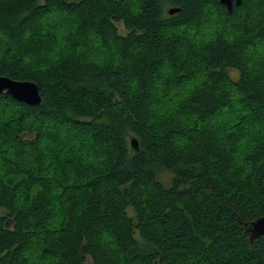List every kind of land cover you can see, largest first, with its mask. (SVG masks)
<instances>
[{
	"label": "trees",
	"instance_id": "16d2710c",
	"mask_svg": "<svg viewBox=\"0 0 264 264\" xmlns=\"http://www.w3.org/2000/svg\"><path fill=\"white\" fill-rule=\"evenodd\" d=\"M0 76V264H264V0H0Z\"/></svg>",
	"mask_w": 264,
	"mask_h": 264
},
{
	"label": "water",
	"instance_id": "95a60500",
	"mask_svg": "<svg viewBox=\"0 0 264 264\" xmlns=\"http://www.w3.org/2000/svg\"><path fill=\"white\" fill-rule=\"evenodd\" d=\"M226 7L228 13H232L234 6H240L243 0H219ZM180 9H169V14L174 15ZM7 94L14 100L29 106H39L42 104V96L39 86L32 81H16L9 77L0 76V95ZM132 149H139L138 141L131 140ZM250 242L259 241L264 236V216L250 222H241Z\"/></svg>",
	"mask_w": 264,
	"mask_h": 264
},
{
	"label": "rangeland",
	"instance_id": "374dc122",
	"mask_svg": "<svg viewBox=\"0 0 264 264\" xmlns=\"http://www.w3.org/2000/svg\"><path fill=\"white\" fill-rule=\"evenodd\" d=\"M250 9L248 8L247 9V11H249ZM249 14H252L251 13V10H250V13ZM210 18V16H208V17H206V19H205V21L206 20H208ZM210 21H215V16H212L211 17V19H210ZM222 21H223V19L221 20V19H218V24H221L222 23ZM205 24H207V23H205ZM208 25V24H207ZM203 29H205L206 31H205V33L209 36V35H211V31H212V29H213V26L212 25H210V26H208V27H201V28H199V29H194L193 30V33H195V34H197V33H199V32H201V31H203ZM232 75H233V77L234 78H237V73H235V72H233L232 73ZM160 179L162 180V182H164V184L166 185V186H169V184H170V182H171V179H172V176L170 175V174H168V173H162L161 175H160Z\"/></svg>",
	"mask_w": 264,
	"mask_h": 264
}]
</instances>
